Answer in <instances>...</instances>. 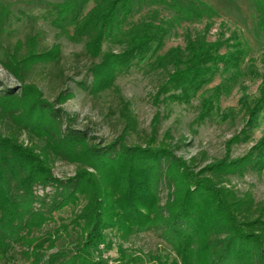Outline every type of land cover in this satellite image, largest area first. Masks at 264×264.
<instances>
[{
  "label": "trees",
  "instance_id": "1",
  "mask_svg": "<svg viewBox=\"0 0 264 264\" xmlns=\"http://www.w3.org/2000/svg\"><path fill=\"white\" fill-rule=\"evenodd\" d=\"M81 8L79 0H41L15 7L13 12L31 26L39 20L60 26L74 21ZM129 11L130 0H102L76 28L90 31L88 52L101 57L91 69L93 91L109 87L118 73L143 61L152 46L154 52L161 47L165 31L147 26L123 53L100 55L101 43L113 31L120 12ZM260 27L264 28V11ZM27 44L17 54V65H5L22 84L35 66L52 65L58 56L33 42ZM185 50V59L176 50L169 52L174 71L161 88L163 94L179 92L170 99L182 103L211 84L220 67L239 69L245 58L238 40L231 46L222 41L207 43L204 38L188 40ZM51 71L57 73L54 65ZM69 96L67 91L59 93L55 104L62 105ZM256 104L249 112L251 124L264 110V97ZM211 105L205 104L206 114ZM0 125L8 130L0 132V264L11 262L16 246L26 248L20 255L29 264H105L94 252L110 247L103 235L107 230L122 241L157 233L174 258L161 252L148 255L154 264H264V207L222 186L224 177L264 170V139L240 159L227 157L191 174L164 143L157 147L154 143L125 147L121 141L106 147L94 144L66 127L61 110L43 100L32 85L21 86L19 94L0 91ZM23 133L31 143L42 144L44 152L38 153L32 144L25 148L19 144ZM56 160L77 165L74 177L54 178L51 166ZM36 187H52L54 193L39 198ZM164 188L169 194L162 205ZM65 208L71 210L69 219H60L53 229L34 236L53 221V213ZM71 231L75 251H54L57 241ZM115 262L143 264V258L120 248Z\"/></svg>",
  "mask_w": 264,
  "mask_h": 264
},
{
  "label": "rangeland",
  "instance_id": "2",
  "mask_svg": "<svg viewBox=\"0 0 264 264\" xmlns=\"http://www.w3.org/2000/svg\"><path fill=\"white\" fill-rule=\"evenodd\" d=\"M40 1L0 0V91L19 94L21 86L32 85L41 92L43 100L61 110L66 127L83 133L94 144L106 147L121 141L125 147H145L147 143L157 147L164 143L191 174L227 157L240 159L264 139V110L253 124L249 117V112L264 97V28L260 27L264 0H130L129 13L120 12L113 31L101 43L100 55L123 53L130 40L140 36L147 26L165 31L161 47L154 52L155 45L152 46L143 61L134 63L127 72L118 73L109 87L98 92L90 88L91 69L101 57L88 52L90 31H76V28L102 0H79L80 14L74 21L60 26L42 20L31 26L26 18L13 12L15 7L32 2L36 5ZM199 38L207 43L222 41L229 46L238 40L245 51L243 63L236 70L220 67L212 83L191 95L188 103L171 100L172 95L180 93L161 92L174 71L173 55L169 52L176 50L185 59L188 40ZM31 42L58 56L52 65L35 66L22 84L5 65L9 62L17 65L20 49ZM53 65L57 73L51 71ZM65 91L70 93L69 98L57 106V95ZM207 103L212 105L206 114ZM7 131L6 126L0 125V132ZM18 142L24 148L32 144L38 153L44 152L43 145L37 141L31 143L25 133ZM51 169L54 178L65 181L74 177L78 167L56 160ZM223 180L222 186L241 199L248 196L255 206L264 207V170L230 175ZM35 190L39 198L54 193L52 187ZM168 194L166 188L162 189V205ZM34 207L39 209L38 205ZM70 216L69 208L53 213V221L34 236L45 234L59 225L60 219L67 220ZM103 235L110 247L95 251L94 256L105 264H118L115 259L120 248L141 256L143 264H154L147 256L157 252L174 258L170 248L154 232L134 235L128 241H122L110 230ZM75 249V234L71 231L57 241L54 251L71 253ZM23 250L26 248L16 246L9 264H29L20 255Z\"/></svg>",
  "mask_w": 264,
  "mask_h": 264
}]
</instances>
